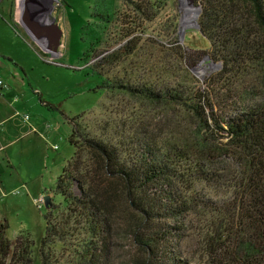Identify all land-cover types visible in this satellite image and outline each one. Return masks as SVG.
Returning a JSON list of instances; mask_svg holds the SVG:
<instances>
[{
	"label": "rangeland",
	"instance_id": "rangeland-1",
	"mask_svg": "<svg viewBox=\"0 0 264 264\" xmlns=\"http://www.w3.org/2000/svg\"><path fill=\"white\" fill-rule=\"evenodd\" d=\"M135 1L139 0H38L29 7L22 2L19 12H29L36 25L28 32L22 26L12 27L19 0L0 3V54H8L0 58V78L9 87L0 95V219L8 223L10 240L20 236L33 242L28 253L31 264H40L42 255L39 246L47 209L42 197L49 194L51 202L61 203L54 210L55 219L66 207L54 188L75 152L68 139L75 127L72 118L80 122L75 133L79 169H72L74 178L67 188L75 194L82 192L81 196L90 197L98 207L108 190V214L102 210L99 214L106 230L99 237L88 238L87 226L72 212L65 241L51 246L47 243L44 248L48 264H86L88 258L91 264H211L209 254L221 247L215 235L225 234L224 225L239 221L240 200L245 198L237 188L240 160L228 156L227 145L209 135L202 137L197 118L186 107L152 102L118 86L128 83L158 92L168 89L181 95L185 105L193 103V95L199 91L209 92L207 86L222 64L206 55L191 67V60L186 61V66L177 56L179 49L167 47L169 38L179 37V45L191 59L201 50L208 51L209 42L197 27L199 0H190L198 14L186 25L182 23V0H142L144 5H152L154 18L137 19L140 26L135 28L134 39L140 41V52L99 68L104 78L117 81L114 89L101 88V77L91 70L100 55L84 56L96 49L111 52L122 43L118 35L126 25L123 21L131 25L134 17H141L134 11ZM164 64L171 65L169 73L155 71ZM260 74L264 78V72ZM36 91L48 105L39 100ZM209 96L214 94L209 92ZM233 101L228 97L221 105L219 97H214L212 111L218 116H233L236 107L229 108ZM26 114L28 120L23 118ZM86 139L107 146L120 142L117 161L140 163L138 155L145 151L166 159L186 180L182 182L174 173L163 177L174 195L171 203L180 213L166 209L163 193L151 201L149 192L143 206L154 213L147 219L127 201L123 185L97 167L98 155ZM202 144L206 145L203 153L199 151ZM177 147L186 148L183 157L176 153L182 150ZM207 154L213 155L212 161ZM199 159L206 173L214 172L211 182H193L195 178L187 175L186 167ZM192 182L194 189L190 188ZM210 206H214V213Z\"/></svg>",
	"mask_w": 264,
	"mask_h": 264
},
{
	"label": "trees",
	"instance_id": "trees-1",
	"mask_svg": "<svg viewBox=\"0 0 264 264\" xmlns=\"http://www.w3.org/2000/svg\"><path fill=\"white\" fill-rule=\"evenodd\" d=\"M133 4L134 11L141 17H134L136 20L130 22L131 25L123 21L126 25L120 29L118 35V41L122 43L108 53L96 49L91 54L84 55L88 58L100 55L91 70L101 77V88L114 89L117 87V81L113 82L107 77L104 78L99 68L114 65L125 56H137L142 48L140 41L136 42L134 39L135 28L140 26L137 19L151 20L154 18L153 7L150 3L147 2L144 5V2L139 0ZM197 5L200 7L197 18L198 30L209 42L208 51L201 50L195 59H191L179 45V37L169 38L167 47L178 48L177 56L186 66H188L186 61L191 60L188 62L191 67L206 55L210 60L222 64V69L215 74V79L207 88L210 95L214 94V97H219L221 105L226 103L228 97L234 100V104L229 106L232 109L236 107L233 116L224 117L214 113L212 111L214 105L211 102L214 97L209 96V92L205 93L206 89L199 91L197 96L193 95V103L185 105V100L181 95L175 91L169 92L168 89L158 92L144 85L134 86L121 83L118 86L130 89L134 95L137 93L146 96L152 102L162 101L164 105L178 103L186 107L197 118L198 130L202 137L209 135L212 140L223 142L229 150L228 156L240 160L237 168L239 174L237 188L240 187L245 195V198L240 200L241 215L234 225L229 223L224 225L225 234L221 231L217 233V236L215 235L220 240L218 243L221 247L213 249L209 257L212 259L211 264H264V78H261L260 74L264 72V0H199ZM170 67L171 65L164 64L162 69L155 71L160 74L164 69V73H169L167 69ZM36 94H39V100L43 101L38 91ZM251 95L257 97L251 98ZM44 104L48 105L47 102ZM236 104H239V107ZM70 121L71 124L74 122L75 127L71 129L68 139L75 147V152L67 162L66 168L62 169L54 188V193L61 196L66 207L59 214V219H55L53 214L61 203L52 201L51 206L46 209L45 234L39 246V252L42 254L40 264H48L44 252L47 243L51 246L55 241H65L66 234L69 233L67 219L72 218V212H75L73 215L75 218H81L83 226H87L88 238L95 235L99 237L106 230V222L99 214L100 210L108 214L107 206L110 201L107 196L105 197L108 190L105 189L102 194L104 198L101 207H98L90 197L81 196L82 192L75 194L67 188L70 179L74 178L70 175L72 169L75 167V172L79 169L78 163H75L78 157L75 154L79 151L75 133L80 122L79 118H72ZM86 141L98 155L97 167L102 168L106 174H112L118 181L117 183L123 185L127 201L131 202L133 207H138L147 219H150L154 213L143 206L145 196L148 197L149 192L150 196L152 194L151 201L159 196L158 193H163L166 196L164 200L166 209L171 213H180L179 208L171 203L174 195L167 187L164 178L165 174L174 173L173 175L178 176L182 182L186 180L184 175L179 174L174 167L172 168L166 159L157 153L151 154L150 151H145L144 154L138 155L140 163L129 159L117 161L116 153L120 142L107 146L94 139H86ZM205 147L206 145L202 144L199 151L203 153ZM177 148L182 149L176 153L179 157H183L182 152L186 153V148ZM174 150L177 151L176 148ZM207 157L212 161L213 155L207 154ZM217 168L221 167L217 166ZM212 169L216 168L212 166ZM185 171H188L187 175L195 178L193 182L199 180L201 183H206L214 179V172L206 173L207 170L200 164V159L192 166L186 167ZM193 182L190 185L191 189H194ZM146 190L150 191L145 194ZM213 208L214 206H210L212 213H214ZM7 229V221L0 219V264H27V262L31 264V257L28 253L33 242L27 237L20 236L10 240L7 237ZM147 250L149 252L150 249L147 247ZM219 255L225 257L226 261L221 260ZM86 264H91V258L87 259ZM175 264L184 263L179 261Z\"/></svg>",
	"mask_w": 264,
	"mask_h": 264
},
{
	"label": "crops",
	"instance_id": "crops-1",
	"mask_svg": "<svg viewBox=\"0 0 264 264\" xmlns=\"http://www.w3.org/2000/svg\"><path fill=\"white\" fill-rule=\"evenodd\" d=\"M1 1L2 0H0V3H1ZM33 2H35V3H38V0H23V5L25 4V5H29V3H33ZM41 2H42V0H41ZM18 6V5H17ZM17 6L15 5V9H16V13L14 12V17H15V19H14V22L12 23V27L13 28H15L16 29V27L17 28H19L20 26H22V27H24L26 30H27V32H28V29L29 30H31V29H33L36 25L33 23V19H32V16H31V14H29V12H27V13H24L23 11H17ZM29 7V6H28ZM19 12V13H18ZM20 18H22V21H21V19ZM11 23V22H10ZM13 24H16V26H13ZM1 56H0V58H3L4 56H8V54H6V53H1L0 54ZM6 56V57H7ZM1 64H2V62H1ZM3 65V64H2ZM4 66V65H3ZM5 89H8V88H1L0 87V95H3V90H5Z\"/></svg>",
	"mask_w": 264,
	"mask_h": 264
},
{
	"label": "bare ground",
	"instance_id": "bare-ground-1",
	"mask_svg": "<svg viewBox=\"0 0 264 264\" xmlns=\"http://www.w3.org/2000/svg\"><path fill=\"white\" fill-rule=\"evenodd\" d=\"M23 2V0H19L18 6H17V11H19V9L21 8L20 4ZM182 10H183V21L186 20V22L184 23L182 21V23L184 25H186V23L188 22H193L198 14V10L193 9L192 8V3L190 0H182ZM50 27H53L52 24L50 23ZM55 29V28H53Z\"/></svg>",
	"mask_w": 264,
	"mask_h": 264
},
{
	"label": "water",
	"instance_id": "water-1",
	"mask_svg": "<svg viewBox=\"0 0 264 264\" xmlns=\"http://www.w3.org/2000/svg\"><path fill=\"white\" fill-rule=\"evenodd\" d=\"M197 27H199L198 24H197ZM43 202H44L46 208H49L51 206V204H52V202H51V195H49V194L44 195L43 196Z\"/></svg>",
	"mask_w": 264,
	"mask_h": 264
},
{
	"label": "built area",
	"instance_id": "built-area-1",
	"mask_svg": "<svg viewBox=\"0 0 264 264\" xmlns=\"http://www.w3.org/2000/svg\"><path fill=\"white\" fill-rule=\"evenodd\" d=\"M0 87H1V88H9V87H8V84L5 83V82L3 81V79H1V78H0ZM15 100H17V98H16ZM23 118H24L25 120H28V119H29V116L26 114V115L23 116Z\"/></svg>",
	"mask_w": 264,
	"mask_h": 264
},
{
	"label": "clouds",
	"instance_id": "clouds-1",
	"mask_svg": "<svg viewBox=\"0 0 264 264\" xmlns=\"http://www.w3.org/2000/svg\"><path fill=\"white\" fill-rule=\"evenodd\" d=\"M42 200H43V197H42Z\"/></svg>",
	"mask_w": 264,
	"mask_h": 264
}]
</instances>
